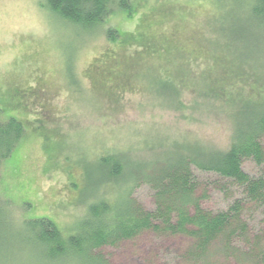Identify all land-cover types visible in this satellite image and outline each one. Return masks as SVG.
<instances>
[{
  "label": "rangeland",
  "instance_id": "obj_1",
  "mask_svg": "<svg viewBox=\"0 0 264 264\" xmlns=\"http://www.w3.org/2000/svg\"><path fill=\"white\" fill-rule=\"evenodd\" d=\"M42 2L0 0V122L14 117L25 126L0 162V203L16 223L46 216L71 232L91 201L96 176L102 178L97 161L105 150L148 160L184 137L224 145L226 119L189 107L210 56L246 59L264 73V21L252 27L258 18L248 0H131V15L114 8L90 32ZM108 28L117 31L116 40L107 39ZM180 76H186L180 90L186 118L170 105ZM243 168L259 171L250 161ZM97 193L114 195L104 188ZM207 193L205 208L225 206L220 192ZM132 197L153 208L143 183ZM185 241L145 232L99 253L108 264H184L177 256Z\"/></svg>",
  "mask_w": 264,
  "mask_h": 264
},
{
  "label": "trees",
  "instance_id": "obj_2",
  "mask_svg": "<svg viewBox=\"0 0 264 264\" xmlns=\"http://www.w3.org/2000/svg\"><path fill=\"white\" fill-rule=\"evenodd\" d=\"M248 1L258 18L252 26L256 29L264 21V0ZM41 5L85 32L114 8L132 12L131 0H43ZM106 37L114 41L118 33L108 28ZM210 57L211 67L192 85L195 97L189 107L226 119L230 134L224 145L184 137L148 160L105 150L97 161L102 178L96 176L85 214L68 233L46 216L16 223L0 203V264H108L100 249L145 232L185 238L177 256L184 264H264V73L246 59L237 63L226 55L223 62L221 54ZM214 75L221 80L211 79ZM182 77L170 105L186 118ZM24 132L23 122L14 117L0 122V162ZM246 161L259 169L257 174L245 171ZM139 183L152 191L153 208L132 197ZM103 188L114 195L99 196ZM209 188L223 195L224 207L203 206ZM11 225L18 230H10ZM3 243L15 252L2 248Z\"/></svg>",
  "mask_w": 264,
  "mask_h": 264
}]
</instances>
